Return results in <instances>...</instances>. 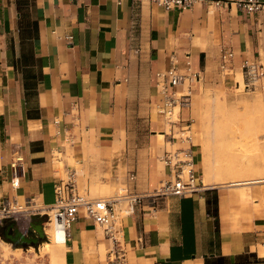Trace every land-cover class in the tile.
I'll list each match as a JSON object with an SVG mask.
<instances>
[{
	"label": "crops",
	"instance_id": "obj_1",
	"mask_svg": "<svg viewBox=\"0 0 264 264\" xmlns=\"http://www.w3.org/2000/svg\"><path fill=\"white\" fill-rule=\"evenodd\" d=\"M226 50L233 54L221 68ZM172 55L181 71L188 58L199 73L178 93L236 86L246 63L264 64V11L248 13L238 0H193L186 9L155 0H0V200L48 207L69 174L91 198L142 196L133 213L120 212L117 242L79 211L58 264H264V179L148 197L167 178L163 153L186 144L168 141L171 127L191 137L203 184L189 107L175 124L157 111L156 73ZM17 156L23 170L13 187ZM214 194L217 214L206 202ZM22 215L16 228L26 234L40 216Z\"/></svg>",
	"mask_w": 264,
	"mask_h": 264
},
{
	"label": "built area",
	"instance_id": "obj_2",
	"mask_svg": "<svg viewBox=\"0 0 264 264\" xmlns=\"http://www.w3.org/2000/svg\"><path fill=\"white\" fill-rule=\"evenodd\" d=\"M157 3L166 8L179 7L181 9L190 8L193 0H155ZM241 9L248 13L256 11H264V2L258 0H238ZM231 50H226L221 63V68L226 65V60L232 56ZM169 67L165 72L156 73V89L159 94V103L157 111L161 113L164 119L175 124L177 120L172 119L175 115L176 108H187L190 105L191 88H187L186 92L178 93L173 90L177 85L183 84L186 80L193 81L199 79V73L191 69V62L188 58L184 60L183 71L180 70L178 59L173 55L169 59ZM243 79L241 80L243 87L249 89L255 86L257 81L263 79L264 64L249 63L244 65ZM239 86V83H238ZM178 130L172 127L168 133V141L176 140ZM181 141H185L184 146L167 150L161 156L163 164L168 167L167 178L161 181L160 185L148 195L151 199L171 196H187L196 195L203 190L204 184L199 183V177L196 171V156L194 147L191 144V137L186 134L177 137ZM11 185L17 187V175L23 170L22 157H15L11 163ZM134 178V174L130 175ZM142 196L134 193H124L113 198H91L78 192L77 187L69 174L65 181H60L54 186V201L48 207L46 215L50 223L54 222L56 227H60L64 232V241L68 233L70 224L77 219L79 211L90 218L94 224L99 226L104 235L111 241L117 242L120 233V212L122 214H131L137 203L140 202ZM124 203V208L119 209L118 205ZM26 201L25 204H19L15 199L0 200V224L5 220H12L15 215L21 212H27L30 207H38ZM43 209L39 207L38 210ZM38 212V211H37ZM43 212V211H42ZM39 213V212H38Z\"/></svg>",
	"mask_w": 264,
	"mask_h": 264
},
{
	"label": "rangeland",
	"instance_id": "obj_3",
	"mask_svg": "<svg viewBox=\"0 0 264 264\" xmlns=\"http://www.w3.org/2000/svg\"><path fill=\"white\" fill-rule=\"evenodd\" d=\"M175 110L172 119L177 120L178 109ZM189 113L193 123L192 131L196 152L203 166L201 175L204 185H208L205 183L210 185L241 184L245 181L264 179L263 79L257 81L255 86L249 89L243 87L242 82L239 86L237 84L233 87L216 85L195 89L190 99ZM175 137L177 139L178 135ZM246 150H248V158H253L252 172L245 171L240 174L229 172L228 165L231 163L232 156H228L226 151L243 152ZM245 162L244 165H246ZM256 170L257 173H255ZM41 207L43 209L40 210H38L39 207H30L28 212L40 216L38 219L30 218L29 220L33 223L41 221L44 237L38 238L36 243L18 244L11 243L0 234V264H58L60 262L63 244L58 247L48 245L52 242V234L45 232L49 221L44 211H48L49 206ZM22 213L16 214L10 222L15 224L24 222L25 217ZM2 225L3 223L0 227Z\"/></svg>",
	"mask_w": 264,
	"mask_h": 264
},
{
	"label": "bare ground",
	"instance_id": "obj_4",
	"mask_svg": "<svg viewBox=\"0 0 264 264\" xmlns=\"http://www.w3.org/2000/svg\"><path fill=\"white\" fill-rule=\"evenodd\" d=\"M262 115V114H261ZM260 115V116H261ZM263 118V117H262ZM245 148V147H244ZM239 149V148H238ZM241 149V148H240ZM246 149V148H245ZM248 149V148H247ZM230 150V149H229ZM241 151V150H240ZM248 150L243 151V152H233V151H226L228 156H232L231 159V163L228 165L229 168V172H236V173H241V172H245V171H251L252 172V163H253V158L250 157L248 158ZM253 153V152H252ZM225 154V153H224ZM259 155V154H258ZM257 157V156H256ZM261 157V156H260ZM247 158V159H246ZM263 158V157H262ZM256 159V158H255ZM259 159V158H258ZM244 161H246V165H244ZM262 165V164H261ZM255 166V165H254ZM258 167V166H257ZM260 168V167H258ZM261 169V168H260ZM255 171V170H254ZM250 172V173H251ZM257 173V170L256 172ZM253 174V173H252ZM242 175V174H241ZM257 180H263V179H256L253 181H257ZM248 182V181H245ZM210 185L209 183H205ZM48 225V229L45 228V232L46 233H50L52 234V242H49L48 245L51 247H58V245L63 244L64 241V232L62 231V229L60 227H56V225L54 224V222L52 223H47ZM49 239V238H48Z\"/></svg>",
	"mask_w": 264,
	"mask_h": 264
},
{
	"label": "water",
	"instance_id": "obj_5",
	"mask_svg": "<svg viewBox=\"0 0 264 264\" xmlns=\"http://www.w3.org/2000/svg\"><path fill=\"white\" fill-rule=\"evenodd\" d=\"M34 217V216H33ZM33 230V231H31ZM33 234L34 236L29 238L27 237V235ZM44 237V233H43V226L41 221H38L37 223H33L31 222V228L26 232V234L22 233L21 231H19L17 228L15 229V237L14 240L17 238H20L21 241H25V242H33L36 243L38 238H43Z\"/></svg>",
	"mask_w": 264,
	"mask_h": 264
},
{
	"label": "flooded vegetation",
	"instance_id": "obj_6",
	"mask_svg": "<svg viewBox=\"0 0 264 264\" xmlns=\"http://www.w3.org/2000/svg\"><path fill=\"white\" fill-rule=\"evenodd\" d=\"M11 220H5V222L3 223V225L0 227V234L1 236L8 240V241H12L14 243H18V244H24V243H28L25 241H21L20 238H17L14 240L15 237V228H16V224L15 223H11ZM33 236V234H28L27 237L31 238ZM30 243V242H29Z\"/></svg>",
	"mask_w": 264,
	"mask_h": 264
},
{
	"label": "trees",
	"instance_id": "obj_7",
	"mask_svg": "<svg viewBox=\"0 0 264 264\" xmlns=\"http://www.w3.org/2000/svg\"><path fill=\"white\" fill-rule=\"evenodd\" d=\"M206 202H207V207H208L209 212L211 210L212 204H214V208L212 209V213L217 214V206H216L217 197H216V195L215 194L213 195V199L207 198Z\"/></svg>",
	"mask_w": 264,
	"mask_h": 264
}]
</instances>
